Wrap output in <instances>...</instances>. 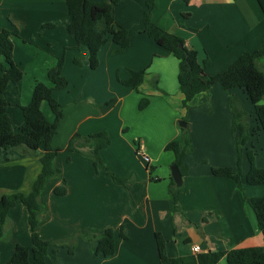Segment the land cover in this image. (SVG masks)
I'll return each mask as SVG.
<instances>
[{
    "label": "crops",
    "instance_id": "1",
    "mask_svg": "<svg viewBox=\"0 0 264 264\" xmlns=\"http://www.w3.org/2000/svg\"><path fill=\"white\" fill-rule=\"evenodd\" d=\"M145 1L119 0L114 16L129 30V46L114 53L117 46L108 41L99 51L98 67L92 70L87 49L77 48L67 32L70 17L65 0H0V29L17 33L12 39L13 57L23 73L22 80L9 83L4 93L13 131L18 133L24 125L20 106L30 102L34 84L48 85V70L64 57L62 76L68 87L53 93L64 106L53 146L64 148L74 134L106 132L111 140L100 152L103 165L97 169L89 158L91 147L58 154L56 166L66 182V192L55 195L63 186L61 179L48 183L43 193L48 211L37 232L44 241H56L77 232L112 229L114 254L97 255L96 243L81 240L73 254L66 248L50 249L47 264H159L157 233L170 258L193 254L194 245L200 247V253L264 249L254 213L244 201V197H264V184L250 186L245 180L250 169L247 152L253 155L255 166L264 169V134L255 120L254 107L243 90L226 92L215 85L196 95L188 110L183 109L178 61L139 32ZM152 20L196 51L208 76L224 72L264 40V15L257 0H156ZM255 64L264 72V58H257ZM131 71L145 72L138 90L120 83L129 79ZM230 96L239 99L250 115L252 135L240 166L243 192L231 178L211 173L212 168L238 169ZM141 99L149 101L143 110L138 109ZM41 110L52 121L46 104ZM183 119L190 126L192 152L184 157L188 172L174 207L168 192L174 155L164 148L180 140ZM42 154L43 147L28 157L16 151L0 154V198L31 192ZM104 168L125 184L114 181ZM8 217L12 233L8 242L0 243V264L11 259L17 244L31 248L26 208L17 204ZM121 228L125 240L119 237ZM218 264H227L225 258Z\"/></svg>",
    "mask_w": 264,
    "mask_h": 264
},
{
    "label": "trees",
    "instance_id": "2",
    "mask_svg": "<svg viewBox=\"0 0 264 264\" xmlns=\"http://www.w3.org/2000/svg\"><path fill=\"white\" fill-rule=\"evenodd\" d=\"M65 1L70 17L67 32L76 41L77 48L82 46L87 49L90 69L95 70L98 67L99 51L108 41L111 40L117 46L114 53H122L129 46L130 32L119 25L114 16V9L119 0ZM188 1L185 0V2ZM257 2L264 15V0H257ZM155 3L156 0L145 1L139 32L148 35L159 47L168 51L178 61L177 80L179 91L182 94L183 109L188 110L196 95L208 91L215 85H220L226 92L236 88L241 89L252 103L255 120L264 134V104L261 103L264 97V72L255 64L257 58H264V40L255 51L242 54L224 72L208 76L198 61L196 51L188 48L182 38L168 33L153 22L152 11L155 8ZM17 36L15 31L0 29V154L6 151H16L28 157L33 156L40 147H43V154L40 158L41 170L33 183L31 192L27 195L16 193L0 198V243H6L11 238L12 227L8 213L17 204H22L28 212L31 240V248L17 244L11 259L5 264H47L46 259L50 249L54 247L66 248L69 254H73L76 244L81 240L87 243H96L95 253L105 258L109 257L115 252V235L112 229H105L101 233L77 232L71 237L56 241H44L38 235L37 228L41 224V217L48 211V207L43 201V193L48 183L54 179H61L63 186L55 190V195L63 196L66 192V182L62 177L61 170L56 166L58 154L62 151L79 152L85 147H91L89 158L97 169L103 165L100 152L110 145L111 140L106 132L88 136L74 134L64 148L53 146V139L57 135L60 121L63 119L64 107L54 98L53 93L68 87V81L62 76L64 57L58 59L56 66L48 70V85L41 82L34 84L30 102L25 106H20L24 125L18 133L13 131L6 111L9 104L4 93L9 83L18 84L23 77V73L13 57L12 39ZM74 63L79 65L77 59L74 60ZM205 65H207V61ZM144 75V71H131L129 79L120 81V83L138 90L143 83ZM43 104H46L50 109L53 116L52 121H48L43 114L41 110ZM148 104V99H141L138 109L143 110ZM229 108L233 115L232 131L235 136L238 169L233 171L231 168H212L211 173L216 177L231 178L237 188L243 192L240 166L245 146L252 135L250 115L246 113L240 100L236 97H229ZM182 122L185 123V126L180 128L182 132L180 140L169 142L164 149L173 153V165L178 168L183 178L188 172L184 164V157L192 152V139L188 122L186 119H183ZM247 157L250 169L245 175L246 183L250 186L264 184V169L255 166L251 152H247ZM104 169L114 181L125 184L123 179L106 168ZM168 192L174 207H177L182 187H177L170 178ZM244 201L254 213L264 241V197H244ZM119 237L124 240L127 238L122 228L119 231ZM155 241L159 264H218L222 258H225L227 264H264V249L261 247L170 258L166 253L165 242L159 233L155 234ZM53 253H56V250H53Z\"/></svg>",
    "mask_w": 264,
    "mask_h": 264
},
{
    "label": "water",
    "instance_id": "3",
    "mask_svg": "<svg viewBox=\"0 0 264 264\" xmlns=\"http://www.w3.org/2000/svg\"><path fill=\"white\" fill-rule=\"evenodd\" d=\"M180 127H184L185 123L184 122H179ZM170 173H171V178L174 181L175 185L177 187H180L182 185V177L179 173L178 168L175 165H172L170 168Z\"/></svg>",
    "mask_w": 264,
    "mask_h": 264
},
{
    "label": "built area",
    "instance_id": "4",
    "mask_svg": "<svg viewBox=\"0 0 264 264\" xmlns=\"http://www.w3.org/2000/svg\"><path fill=\"white\" fill-rule=\"evenodd\" d=\"M191 252H192L193 254H199V253L201 252V249H200L199 246L194 245V246H192V248H191Z\"/></svg>",
    "mask_w": 264,
    "mask_h": 264
}]
</instances>
